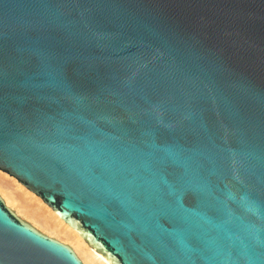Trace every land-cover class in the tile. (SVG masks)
<instances>
[{
    "label": "water",
    "instance_id": "95a60500",
    "mask_svg": "<svg viewBox=\"0 0 264 264\" xmlns=\"http://www.w3.org/2000/svg\"><path fill=\"white\" fill-rule=\"evenodd\" d=\"M0 170L109 264H264V0H0ZM0 264H84L0 196Z\"/></svg>",
    "mask_w": 264,
    "mask_h": 264
},
{
    "label": "bare ground",
    "instance_id": "6f19581e",
    "mask_svg": "<svg viewBox=\"0 0 264 264\" xmlns=\"http://www.w3.org/2000/svg\"><path fill=\"white\" fill-rule=\"evenodd\" d=\"M0 176V194L8 205H15L20 215L29 219L43 232L55 236L60 240L71 244L85 264H109L108 261L97 251H93L85 240L72 227L68 226L58 214L43 203L41 198L25 189L22 183L14 180L19 192L10 189L8 184L2 181ZM12 180V181H13ZM13 208V207H12Z\"/></svg>",
    "mask_w": 264,
    "mask_h": 264
},
{
    "label": "rangeland",
    "instance_id": "374dc122",
    "mask_svg": "<svg viewBox=\"0 0 264 264\" xmlns=\"http://www.w3.org/2000/svg\"><path fill=\"white\" fill-rule=\"evenodd\" d=\"M0 176L3 178L2 179V181H4V182H6L7 184H8V186H9V188L10 189H13L14 191H15V189H16V192L18 191L19 192V190L16 188V184L14 183V180L13 179H15V178H13L12 176H10L8 173H6V172H4V171H2V170H0ZM13 180V181H12ZM16 180V179H15ZM18 181V180H17ZM19 182V181H18ZM20 183V182H19ZM33 193V192H32ZM33 194H35V193H33ZM36 195V194H35ZM0 196L3 198V196L0 194ZM37 196V195H36ZM39 197V196H38ZM40 198V197H39ZM4 199V198H3ZM42 200V199H41ZM4 201H5V199H4ZM5 203H6V201H5ZM44 203V202H43ZM6 205L8 206V207H10L11 209H13L16 213H17V215L20 217V218H22V219H24V220H26L27 222H29L31 225H33L36 229H38L39 231H41L42 233H44V234H46V235H49V234H47V233H45V232H43L41 229H39L37 226H35L31 221H29V219H26L25 217H23L22 215H20L19 214V212H17L18 211V209H16L15 208V206H16V203H15V205H8L7 203H6ZM47 205V204H46ZM13 207V208H12ZM50 237H54V238H56L57 240H59V241H61V242H63V243H65V244H68L70 247H72L71 246V244H69V243H67V242H64V241H62V240H60L59 238H57V237H55V236H51V235H49ZM72 249H74L73 247H72ZM76 252V251H75ZM76 254H77V252H76ZM77 256L80 258V256L77 254ZM81 259V258H80ZM82 260V259H81ZM82 262H83V260H82ZM84 263V262H83ZM85 264V263H84Z\"/></svg>",
    "mask_w": 264,
    "mask_h": 264
}]
</instances>
